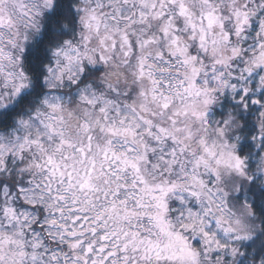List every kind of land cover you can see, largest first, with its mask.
Instances as JSON below:
<instances>
[{
  "label": "clouds",
  "instance_id": "1",
  "mask_svg": "<svg viewBox=\"0 0 264 264\" xmlns=\"http://www.w3.org/2000/svg\"><path fill=\"white\" fill-rule=\"evenodd\" d=\"M0 264H264V0H0Z\"/></svg>",
  "mask_w": 264,
  "mask_h": 264
}]
</instances>
